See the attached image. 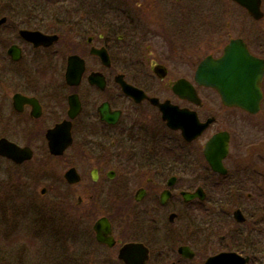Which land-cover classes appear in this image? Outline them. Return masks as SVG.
Here are the masks:
<instances>
[{
  "label": "flooded vegetation",
  "instance_id": "af4514ba",
  "mask_svg": "<svg viewBox=\"0 0 264 264\" xmlns=\"http://www.w3.org/2000/svg\"><path fill=\"white\" fill-rule=\"evenodd\" d=\"M209 1L0 0V189H64L58 231L73 233L33 236L53 264H264V68L255 113L195 80L233 38L264 62V0L259 19L229 0L244 35L205 52L196 34L219 33L227 13ZM166 118L206 126L188 141ZM212 140L224 173L204 154ZM198 162L203 184L178 188L177 169ZM2 193L0 223L27 214Z\"/></svg>",
  "mask_w": 264,
  "mask_h": 264
},
{
  "label": "rangeland",
  "instance_id": "374dc122",
  "mask_svg": "<svg viewBox=\"0 0 264 264\" xmlns=\"http://www.w3.org/2000/svg\"><path fill=\"white\" fill-rule=\"evenodd\" d=\"M228 1L229 0L209 1V7H212L215 11H223L226 9L227 13L224 15L223 23L221 24V27L225 28H221V30L218 29L217 31H220L219 33L207 32L196 34L197 38L194 39V43L199 47H204L203 50H205V52H216L219 47L227 42L228 37L244 35L243 33L238 34L235 29V19L233 13L231 12L234 8L232 5L228 4ZM228 5L230 6L229 8ZM242 21V26L244 28L246 19L242 17ZM257 25L264 26V22L258 23ZM217 26L220 27V25ZM201 38H204L205 42L200 40ZM200 52H202V50ZM202 171H204V163L202 162L197 163L193 173L190 170L185 171L177 169V178H179V181L177 182L178 188L189 186L190 183L187 184V180L191 179L189 176L192 177L194 185H202L205 181L204 178L206 177ZM57 172L59 171L57 170ZM42 182L43 183H40V186L55 185V183L51 180H49V182ZM63 190L64 189H46L45 194L41 195V189H0V191L3 192L2 195L6 197L5 201L8 207H12L14 203V209L18 208L20 211L25 209L27 210L26 215H14L12 220L8 218V221L11 220V223L16 226V229L11 232V236L9 237L11 238V241H7L3 236H0V249L4 250H2V252L0 251V264H41L42 262L45 264H53V256H55L54 252L49 251L48 254L46 253L45 258L40 254L42 250L41 245L44 243L43 241L45 239L40 241V237L34 238L33 236L43 235L45 233L50 234L49 239L53 240V235L56 233H62V235L64 233H73L72 230L68 229L69 226L67 224L62 225V228L58 231L61 225L57 216V211L53 210V213L51 212V209L56 207L54 202L60 201L58 196L61 192H63ZM84 191L85 189H76V197L78 195L84 196ZM76 197L72 200L76 201ZM28 204H32L33 208L28 207ZM44 209L51 212L49 217L52 219H49V223L45 225L44 221H41L40 219L42 218V211ZM4 227V224L2 226L0 224V235L4 234ZM11 229L12 227H10L9 231H11ZM52 240H50L48 250H51L52 248ZM53 245H55V241L53 242ZM39 246L41 248H39ZM37 247L40 251H38ZM46 249L45 251H47Z\"/></svg>",
  "mask_w": 264,
  "mask_h": 264
},
{
  "label": "water",
  "instance_id": "95a60500",
  "mask_svg": "<svg viewBox=\"0 0 264 264\" xmlns=\"http://www.w3.org/2000/svg\"><path fill=\"white\" fill-rule=\"evenodd\" d=\"M243 6L248 13L255 19L262 16L260 12V0H233ZM264 62L252 56L244 42L240 39H232L224 48L223 54L216 59L212 57L205 58L197 67L195 80L198 84L215 89L223 102L228 106H238L251 113L258 110L259 102L262 98L260 83L263 76ZM180 87H175L178 90ZM165 113V111L163 110ZM71 117L74 113H69ZM167 123L173 128H181L182 134L188 141L196 138L205 124H199L195 120L193 126H182L177 120L172 121L169 118ZM68 129V128H67ZM66 140L61 144H50L49 149L52 154H61L71 142L69 131H67ZM216 142L210 141L205 148V156L212 170L224 173L221 160L226 154L225 145L222 150L214 153ZM69 182L77 181L72 171L67 173ZM173 184V179L168 185ZM187 201L188 194L182 193Z\"/></svg>",
  "mask_w": 264,
  "mask_h": 264
},
{
  "label": "trees",
  "instance_id": "16d2710c",
  "mask_svg": "<svg viewBox=\"0 0 264 264\" xmlns=\"http://www.w3.org/2000/svg\"><path fill=\"white\" fill-rule=\"evenodd\" d=\"M56 206V205H55ZM55 208H56V210L58 209V207L56 206V207H54V210H55Z\"/></svg>",
  "mask_w": 264,
  "mask_h": 264
}]
</instances>
